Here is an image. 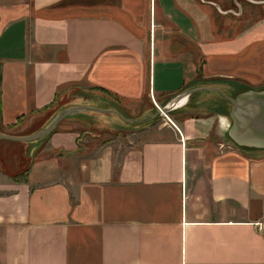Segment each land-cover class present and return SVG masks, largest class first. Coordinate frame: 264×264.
Wrapping results in <instances>:
<instances>
[{
    "label": "crops",
    "instance_id": "1",
    "mask_svg": "<svg viewBox=\"0 0 264 264\" xmlns=\"http://www.w3.org/2000/svg\"><path fill=\"white\" fill-rule=\"evenodd\" d=\"M237 2L263 13L0 0V133L111 110L0 139V264H264V148L233 142L215 90H264V4ZM91 127L110 136L87 155Z\"/></svg>",
    "mask_w": 264,
    "mask_h": 264
},
{
    "label": "water",
    "instance_id": "2",
    "mask_svg": "<svg viewBox=\"0 0 264 264\" xmlns=\"http://www.w3.org/2000/svg\"><path fill=\"white\" fill-rule=\"evenodd\" d=\"M201 2L211 4L219 13H231L238 15L241 8L237 0H232L234 9L222 10L218 5L211 1L200 0ZM251 4H264V0H245ZM230 103L228 116L231 119V126L228 130L229 137L238 144L248 148L262 149L264 148V90L260 91H245L234 97L223 94L220 90L215 89ZM191 90H184L175 96V99L187 96ZM83 110H94L98 112H108L111 110H103L90 106H70L62 109L37 131L28 135H9L0 133V139L11 141L30 142L39 140L48 135L55 126L68 116L81 112ZM167 111L166 108L160 106L156 113L161 116ZM117 114V112L113 111Z\"/></svg>",
    "mask_w": 264,
    "mask_h": 264
},
{
    "label": "rangeland",
    "instance_id": "3",
    "mask_svg": "<svg viewBox=\"0 0 264 264\" xmlns=\"http://www.w3.org/2000/svg\"><path fill=\"white\" fill-rule=\"evenodd\" d=\"M231 7L234 10H236V7L234 5ZM248 12H250V10ZM262 13H263L262 9H260L258 12L254 11L249 15H247V14L242 15V11H241L239 16L242 15L243 17H242V20L238 23L237 29H239L243 25L247 24L251 19H253L255 17V15H260ZM218 23L219 22L215 20V25H218ZM11 134L19 135L20 133L13 132ZM109 136H110V134L107 131H101V130L94 128V127L89 128L83 134V137L85 139L83 142H84V144H87L86 146H88V148L85 149L86 154L89 155L90 153H92V151L94 150V147H96L98 144H102V143L106 142L109 139ZM30 142H35V141H30Z\"/></svg>",
    "mask_w": 264,
    "mask_h": 264
},
{
    "label": "built area",
    "instance_id": "4",
    "mask_svg": "<svg viewBox=\"0 0 264 264\" xmlns=\"http://www.w3.org/2000/svg\"><path fill=\"white\" fill-rule=\"evenodd\" d=\"M154 107H155L156 110H159L160 109V107L157 106L155 103H154ZM162 116H166V115L165 114H162Z\"/></svg>",
    "mask_w": 264,
    "mask_h": 264
}]
</instances>
